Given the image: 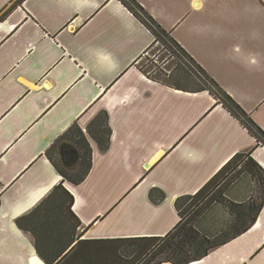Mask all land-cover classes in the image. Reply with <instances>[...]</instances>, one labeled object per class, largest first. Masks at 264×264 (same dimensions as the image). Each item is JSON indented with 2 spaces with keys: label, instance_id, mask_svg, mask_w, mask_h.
Wrapping results in <instances>:
<instances>
[{
  "label": "crops",
  "instance_id": "crops-1",
  "mask_svg": "<svg viewBox=\"0 0 264 264\" xmlns=\"http://www.w3.org/2000/svg\"><path fill=\"white\" fill-rule=\"evenodd\" d=\"M16 1L0 0V264H46L37 241L49 264H155L118 241L165 238L176 199L237 154L264 171V146L212 95L145 76L153 36L119 0ZM135 1L264 132V0ZM230 177L188 215V254L214 246L188 264H264V187ZM59 185L71 244L63 210L32 218L37 240L16 223Z\"/></svg>",
  "mask_w": 264,
  "mask_h": 264
},
{
  "label": "trees",
  "instance_id": "trees-1",
  "mask_svg": "<svg viewBox=\"0 0 264 264\" xmlns=\"http://www.w3.org/2000/svg\"><path fill=\"white\" fill-rule=\"evenodd\" d=\"M132 14L133 16L145 26L153 36L154 42H158L159 46L162 48L163 55H167L168 58L172 57V60L168 64L169 74H155L154 76L149 75L148 77L155 82L161 83L169 88L190 92H208L212 95L217 104H221L232 116H234L240 123L248 130V132L256 139L258 138L264 140V132L250 119V117L232 100L221 88L220 86L208 75L206 72L193 60V58L183 49L179 44L170 36L168 32L163 30L150 16L149 14L135 1V0H119ZM152 47V45H151ZM141 71L147 75L149 71ZM168 77L167 80L162 79L161 75ZM194 80V88H188L182 84V81H189V78ZM104 137L109 135V131L104 129L102 131ZM264 146V145H263ZM106 141L99 142V148L101 151L106 149ZM90 151L86 153L87 163L85 165V173L89 170V160ZM244 159V163L240 166L239 163ZM63 178H69L68 175L55 166ZM240 167V168H239ZM240 169L238 173H247L253 177L259 185L264 187V171L251 159L248 154H237L235 155L226 165H224L206 184H204L198 192L193 196H185L177 198L175 201V208L178 212L180 220L175 226L172 232L165 236V238L151 237V238H135V239H124L119 240V246L122 244H131L134 252V259H140L142 256L149 255V261L155 262V264H162L164 262L173 264H188L192 261H197L207 255L208 251L214 246H206L196 254H188V249L186 248L187 236L192 232L190 225V212L195 208L198 203L204 199L206 201L203 205L209 203L212 200L213 195L211 192L220 193L223 186L220 182L231 176L233 171ZM232 177V176H231ZM230 177V178H231ZM229 178V179H230ZM79 183V182H76ZM149 199L154 204L160 203L164 199V194L158 190H152L149 194ZM264 200V199H263ZM73 198L72 196L61 186L55 187L49 195L36 206V208L29 213V215L18 219V227L33 235L35 240L38 238V232L30 221L35 218L36 215H48L52 212H63L64 217L68 219L69 229V243L71 244L74 236L75 230L78 225L77 219L71 213L70 209L72 207ZM63 210V211H61ZM42 213V214H41ZM59 214V213H58ZM38 241L35 243V249L38 256L46 263L50 262L47 260L44 251L48 247H42L39 245ZM69 244V245H70ZM68 246L62 248L67 249ZM61 253V251H60ZM167 254V258L163 260L160 259L161 256Z\"/></svg>",
  "mask_w": 264,
  "mask_h": 264
},
{
  "label": "rangeland",
  "instance_id": "rangeland-1",
  "mask_svg": "<svg viewBox=\"0 0 264 264\" xmlns=\"http://www.w3.org/2000/svg\"><path fill=\"white\" fill-rule=\"evenodd\" d=\"M18 2V0L16 1ZM15 2V4H16ZM162 48L159 45H156L155 43L152 45V47H150L139 59V67L143 70V71H149L151 76H154L155 74H160V72H163L164 74H169L168 71V64L170 63V61L172 60V57H169L167 55H163L162 53ZM163 61L164 64H163ZM162 79L167 80L168 77L167 75L164 76L163 74L161 75ZM194 80L196 81L195 78L192 77L189 78V81H182V84L187 86L188 88H194ZM100 132L103 131L102 128L99 129ZM103 135V134H101ZM102 137V136H101ZM259 144L264 145V140L261 138H258V142ZM242 161L239 163V165L241 166L244 163V159H241ZM240 168V167H239ZM236 169L235 171H233V173L231 174L232 177H235L236 175H238V171L240 169ZM163 258H167V254L163 255L160 257V259Z\"/></svg>",
  "mask_w": 264,
  "mask_h": 264
},
{
  "label": "water",
  "instance_id": "water-1",
  "mask_svg": "<svg viewBox=\"0 0 264 264\" xmlns=\"http://www.w3.org/2000/svg\"><path fill=\"white\" fill-rule=\"evenodd\" d=\"M59 155H60V157H61V160H63V156L66 155V152L63 151L62 149H60V151H59ZM71 156H72L73 158L77 157V152H76L74 149L71 150Z\"/></svg>",
  "mask_w": 264,
  "mask_h": 264
},
{
  "label": "built area",
  "instance_id": "built-area-1",
  "mask_svg": "<svg viewBox=\"0 0 264 264\" xmlns=\"http://www.w3.org/2000/svg\"><path fill=\"white\" fill-rule=\"evenodd\" d=\"M153 42H154V39H153ZM155 44H156V45H159V43H158V42H155ZM164 62H165V61H163V64H164ZM149 75H150V73L148 72V74H147V75H145V76H146L147 78H149V77H148ZM149 79H150V78H149ZM150 80H151V79H150Z\"/></svg>",
  "mask_w": 264,
  "mask_h": 264
}]
</instances>
